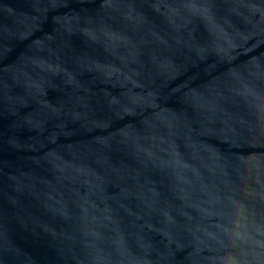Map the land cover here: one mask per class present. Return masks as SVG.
I'll list each match as a JSON object with an SVG mask.
<instances>
[{
  "label": "water",
  "instance_id": "water-1",
  "mask_svg": "<svg viewBox=\"0 0 264 264\" xmlns=\"http://www.w3.org/2000/svg\"><path fill=\"white\" fill-rule=\"evenodd\" d=\"M0 264H264V0H0Z\"/></svg>",
  "mask_w": 264,
  "mask_h": 264
}]
</instances>
